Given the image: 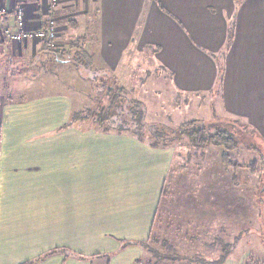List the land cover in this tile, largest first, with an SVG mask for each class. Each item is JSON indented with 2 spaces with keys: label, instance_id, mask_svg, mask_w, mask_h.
Segmentation results:
<instances>
[{
  "label": "crops",
  "instance_id": "1",
  "mask_svg": "<svg viewBox=\"0 0 264 264\" xmlns=\"http://www.w3.org/2000/svg\"><path fill=\"white\" fill-rule=\"evenodd\" d=\"M18 5L26 29L55 20L54 47L0 35L1 80L16 63L66 66L72 45L107 71L147 49L175 95L198 102L192 118L240 122L264 139V0H0L12 31ZM75 106L60 90L0 98V264L142 260L137 242L155 229L177 151L82 128Z\"/></svg>",
  "mask_w": 264,
  "mask_h": 264
},
{
  "label": "rangeland",
  "instance_id": "2",
  "mask_svg": "<svg viewBox=\"0 0 264 264\" xmlns=\"http://www.w3.org/2000/svg\"><path fill=\"white\" fill-rule=\"evenodd\" d=\"M139 51L136 64H121L118 70H104L107 73L99 77L85 69L78 72L73 66L53 68L45 61L35 68L16 63L14 78L0 79V98H29L60 90L76 103L73 114L80 115L79 123L88 125L94 117L85 121V116L96 109L94 101L102 98L104 104L107 87L121 89L123 98L113 102L111 108L116 114L107 124H123L130 118L125 114L127 105L138 107L142 112L138 130L150 136L155 128L169 129V133L163 131L177 151L175 160L179 165L167 176L166 195L160 198L158 221L142 260L151 259L150 264H212L222 261L225 246L230 245L221 264H264V139L244 129L240 122L192 118L198 102H185L181 95H175L167 76L155 69L151 53L147 49ZM2 71L0 66V75ZM192 122L209 125L208 132L222 127L232 133L239 144L229 153L233 165H227L224 157L221 166L223 150L219 147H207L202 154L189 144L180 130ZM126 123L131 130L137 128L135 122ZM144 140L149 141L146 137ZM153 255L174 258L156 261Z\"/></svg>",
  "mask_w": 264,
  "mask_h": 264
},
{
  "label": "trees",
  "instance_id": "3",
  "mask_svg": "<svg viewBox=\"0 0 264 264\" xmlns=\"http://www.w3.org/2000/svg\"><path fill=\"white\" fill-rule=\"evenodd\" d=\"M73 47L76 48V56L74 57V59H68V62L66 64V66H70V67H75V69L78 70V72L83 71V69L88 70V72L90 73H98V76H103L105 75V73H107V71L101 70L99 71L98 68H96L95 66H91V62L89 57L86 55V52L84 50H82L80 48V46H69L66 50L67 52L72 49ZM94 77V78H96ZM91 79V80H94ZM106 95L105 102L103 104L102 102V98H99L97 100V102L94 101L95 103V110L93 111H89L88 114H86L85 116V121H87L88 119H90V117H94L95 123L98 125V129H95V126H92L94 124V120L93 121H87L88 125H81L80 127L82 128H91V129H95V131L97 132H101V133H113V134H127L130 136L135 137L137 140L140 141H145L144 138H148V144H150V146L154 147V148H168L171 147L172 145L170 144V141L167 140L168 138V134L169 133V129L167 128H163V130L159 129V128H155L153 129L152 133L150 134V136L146 135L145 133H142L138 130V127L141 126V121H142V112L139 111L138 112V107H134L131 104L127 105L125 114L130 115L129 120H123L122 123L123 124H114V122H111L112 126H109L108 120L110 119V117L113 115L114 110H112L111 107H114L113 102H115L116 100L122 99L123 98V93L122 90H118V89H112V87H107V91L104 92ZM96 97L98 95H95ZM110 100V101H109ZM106 105V107L104 106ZM120 107V106H119ZM116 114V111L115 113ZM71 117L74 120H80V115H76V112L73 114L72 111V115ZM128 121H132L135 122L137 128L135 130H131L130 127H126V122ZM89 124H91L89 126ZM186 129H181L180 132L182 135H184L185 137H187L188 142L190 145L194 146V147H203V146H215V147H219L223 150L224 152V157L226 159V164H230L233 165L234 163H230V152L234 151L235 149L238 148L239 144L237 142L234 141L233 139V135L232 133L228 132L227 130H225L222 127L219 128H213L212 132H208L207 130L210 129L209 125L205 124V123H195L192 122L190 124H188ZM244 129H246L247 127H243ZM181 137V136H180ZM223 157V159H224ZM254 164H256V162H253ZM263 166H264V161H263ZM253 173H256L257 170L255 169V167L252 168ZM165 186V185H164ZM164 186L163 189L161 191L160 194V198L161 197H165L166 192L164 190ZM158 221V220H157ZM153 232L154 229L152 230V235L150 236V238H152L153 236ZM242 232H247V231H242ZM150 238H147L146 240H142L141 242H137L142 249L145 251H147V242ZM130 244L129 242L125 243L124 246ZM226 249H224V253L221 256L220 260H222L221 262L217 261L215 263L212 264H221L224 260V258H227V254L230 252V245L225 246ZM146 248V249H145ZM153 258L156 261H160L161 259H173L174 257L171 256H167V257H157L156 255H153ZM161 260V261H162ZM136 263H142V264H150L151 263V259L148 260H138V262Z\"/></svg>",
  "mask_w": 264,
  "mask_h": 264
},
{
  "label": "built area",
  "instance_id": "4",
  "mask_svg": "<svg viewBox=\"0 0 264 264\" xmlns=\"http://www.w3.org/2000/svg\"><path fill=\"white\" fill-rule=\"evenodd\" d=\"M58 3V0H50L51 9L55 8ZM15 23L17 25V29L12 31L6 25V10L4 8H0V35L3 38L9 39L11 41L23 42L30 39L42 40L46 38L51 43L50 45L54 47L53 40L56 37V22L53 18H49L45 26L36 29H26L24 27L23 22V12L21 5H18L15 8Z\"/></svg>",
  "mask_w": 264,
  "mask_h": 264
}]
</instances>
